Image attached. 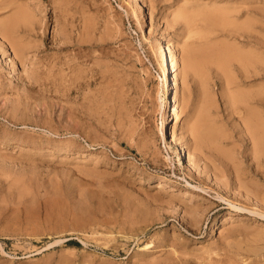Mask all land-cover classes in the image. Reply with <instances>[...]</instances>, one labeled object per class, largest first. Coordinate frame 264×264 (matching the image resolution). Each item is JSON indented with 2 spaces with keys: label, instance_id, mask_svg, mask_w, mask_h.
Returning <instances> with one entry per match:
<instances>
[{
  "label": "rangeland",
  "instance_id": "1",
  "mask_svg": "<svg viewBox=\"0 0 264 264\" xmlns=\"http://www.w3.org/2000/svg\"><path fill=\"white\" fill-rule=\"evenodd\" d=\"M202 1L206 10L230 13V23L215 26L210 40L253 52L263 66L264 0ZM191 3L0 0V264H264V218L237 213L215 191L193 187L201 174L192 167L190 175L175 148H166L174 132L209 173L213 162L222 170L220 153L200 148L193 130L207 91L209 113L228 137L222 148L234 153L242 181L262 184L254 163L237 152L239 122L228 94L238 86L229 89L227 81L251 88L264 87V79L245 81L235 60L226 67L196 60L185 69L186 43L206 41L187 35L179 17ZM25 7L30 25L16 24L18 31L4 36L2 21ZM60 30L70 38L60 40ZM10 38L25 43L24 58ZM162 38L166 72L173 73L171 50H177L183 81L173 119L163 113L165 66L153 49ZM162 178L163 188H156ZM228 178L237 183L234 172ZM198 200L202 214L187 207Z\"/></svg>",
  "mask_w": 264,
  "mask_h": 264
},
{
  "label": "bare ground",
  "instance_id": "2",
  "mask_svg": "<svg viewBox=\"0 0 264 264\" xmlns=\"http://www.w3.org/2000/svg\"><path fill=\"white\" fill-rule=\"evenodd\" d=\"M192 2L193 3L187 4L186 6L181 8L179 17H180V19H182V21H184V27H185L186 33H188L187 35H190V36L193 35L195 37L197 36L198 38L203 37V38H206V41H204V43H203V41L201 43H200V41H198L199 43H197V41H196V44H195V41L193 42L194 44L192 42L186 43V45L187 44L188 45L187 46L185 45L184 46L185 49H183V50H185V54H186V56H185L186 60H185V62H183L185 67H186L185 69L191 71L193 69V64H195L194 62H196V60H197V62L201 61L200 63H202V64L213 63V64H218L221 67H223V66L226 67L227 64L231 60L232 61L235 60L234 62H236L235 66L238 69V73L239 72L242 73L241 75L243 76V78L245 77L244 78L245 81H246V78H249L250 76H253V75L255 76V75H260V74H262V78L264 79V65L263 66L258 65V63H257L259 61H262L261 58H259V55L257 56L256 54H253V52H251L249 54H246V52L245 53L244 52H238L234 48H231V47L229 48V46L219 47L218 45H216L214 43V41L212 42L210 40L209 36L213 32L215 26L224 24V22L230 23V20L227 16L230 13H228L227 15L224 13H217L213 10V8L206 10V8H202V2H203L202 0H192ZM127 4H129V3L127 2L126 5ZM144 5L145 4H143V6ZM125 8H126V6H125ZM6 17H7V15H6ZM30 20H31V15L29 13L28 8L27 7L20 8V9L18 8L13 17L7 18L4 23L2 21V24H3L2 29H3L4 36L12 34L15 30H17L16 24L19 25V23H20V24H23L25 26H29ZM140 28L143 31V25H141ZM57 37L60 40H66V39L70 38L67 35V33H65L64 31H61V30L59 32V35H57ZM10 40H11V38H10ZM200 40H202V39H200ZM77 41L82 42V40H79V39ZM9 46H11V48L14 50L16 55H19L20 57L24 58L27 46L25 45V43L22 42V40H19L17 38H12V40L9 41ZM180 46H181V44H180ZM182 48H183V44H182ZM153 49L155 51V57H156L157 61L161 64H164V66H165V84L167 87V96H166L165 100L162 102L163 113L165 111H167L168 113L172 114V119H173L174 118L173 115L175 114V105L179 99L180 87H181V83L183 82V81L181 82L180 73L178 72V67L176 68V66H178V62H179L177 50H174V49L171 50V61L173 64V73L171 75H168L166 72L167 65H168V56L166 54V42L164 41V38L159 40L155 46L153 45ZM260 64H261V62H260ZM195 65H197V64H195ZM69 67H71V66H69ZM73 68L75 69L74 66H73ZM195 74H197V73H195ZM239 85H241V84H239V82H235L234 79H228V81H227V87L228 88L238 86V89L236 91L228 94V101L230 102L232 113L234 115H237V119L239 122L237 124V129H238V132L240 133L239 139L241 141V145L239 146V149L237 150V152L239 151L240 155H242L245 158H249L251 160V162L254 163L253 166L255 168H253L254 169L253 171L255 172V174L258 177L263 178V181L261 182L262 183L261 186L258 185L259 184L258 182H257L258 184L255 183V181H254V184L251 182H249V183H251V184H249V183H245L244 181H242L241 177L243 174L240 172L241 169H239V167L235 166V164L231 163L233 161V158H234V155H233L234 153H232V151L230 152V150H226V149L224 150L222 148V145H223L222 143L225 142V141H223V139L224 138L228 139V137H227V134L225 133V130L220 128V126L218 128V124H216V122H215L216 120H214L212 118V115L209 113L210 112L209 111V104L206 103L207 100L209 99L207 91L204 92L206 97H203L206 99V100L204 99L206 102H204L203 105L199 106V108H200L198 110L199 112H197V115L195 116L196 120H194L193 130L196 132L195 137H196V140L198 141L197 144L199 143L198 144L199 147L201 146L203 148L204 146L205 147L207 146V148L209 147L210 149H213V150L218 151L220 153V156H222V157L220 158L219 161L222 165V170L218 171L219 165L214 164V162H213L212 168L214 171L212 170V172H214V174L209 173V167H210L209 164H207L205 162L204 166H201L199 162L202 161V158H197V160H194L192 158V156L190 155V153L187 154L184 147L178 145V138L179 137L174 132H171L170 137L167 138V139H169V141H167V142L165 141V144H166V148H168V147L169 148H173V147L175 148V152L178 154L179 161L181 163L186 162L185 166L190 169V171H189L190 175L192 174L191 173V171L193 170L192 167H195L198 171V174H201V175H198L196 177L198 179L199 183L198 184H192L193 187L201 189L203 191L204 190L209 191V192H210V190L215 191V193H216L215 195H217L218 198H220L224 201H227L226 203H229L231 208L232 207L235 208V210H236L235 212H237V213L242 214L245 211H249V213H251V214H256V215H259L262 218H264V87L242 88V86H239ZM204 94L202 96H204ZM207 97H208V99H207ZM75 113H76V111H75ZM168 126H169V122L167 121V119H164L162 121V125H161V128L163 130L162 131L163 134H166V132L168 131ZM91 129H92V127H91ZM86 155H91V153H88ZM212 168H210V170ZM230 172L231 173L234 172V176L236 178H233V179H236L238 185L235 182V180H234V182L236 184L231 182L232 178L231 179L228 178L229 174H231ZM202 174H204V176ZM212 176H213V178H212ZM244 176H243V178L246 177V176L245 177ZM162 179L163 180L160 181L156 185V188L163 186L162 183H164V181H166V179H164V178H162ZM212 180H215V182H216L215 184H217V187H214L215 185L213 186V184L209 183ZM243 180H245V179H243ZM188 183L190 184V181ZM237 188H238V193H237ZM229 193H234L235 195L238 194L239 198L241 195V196H246L247 200H251V199L255 200L254 206L246 204L247 201L243 202L246 199H244V200L240 199V200H242V203H238V200H239V198L237 199L238 195H237V197H235V196H233L234 194H232V196L235 197L234 199H232L229 197ZM144 198H146V197H144ZM204 206L205 205H202L198 200V201H194L193 204H191L190 206H187V207H189L190 209H193L192 211L194 214H200V213L202 214L206 211ZM229 218L232 219V217L229 214L226 215V220ZM197 220L200 221L201 218L198 217ZM148 246H149V244H146V247H148ZM144 247H145V245H144ZM170 264H183V260H175V261L171 262Z\"/></svg>",
  "mask_w": 264,
  "mask_h": 264
}]
</instances>
